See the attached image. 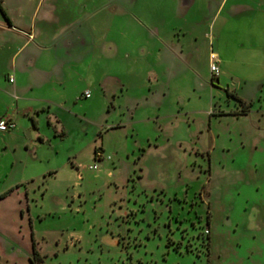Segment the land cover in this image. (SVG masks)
<instances>
[{"label": "rangeland", "instance_id": "1", "mask_svg": "<svg viewBox=\"0 0 264 264\" xmlns=\"http://www.w3.org/2000/svg\"><path fill=\"white\" fill-rule=\"evenodd\" d=\"M197 1L102 13L99 70L126 89L75 82L42 118L29 194L0 201V264H264V0ZM212 53L232 60L220 83ZM11 167L0 151V185Z\"/></svg>", "mask_w": 264, "mask_h": 264}, {"label": "crops", "instance_id": "2", "mask_svg": "<svg viewBox=\"0 0 264 264\" xmlns=\"http://www.w3.org/2000/svg\"><path fill=\"white\" fill-rule=\"evenodd\" d=\"M119 1L107 0L103 5L101 0H0V119L15 123L0 130V151L12 157V167L0 185V201L11 198L21 186L29 194L23 170L43 160L40 152L46 137L41 120L46 117L49 125L60 121L51 110L66 102L67 89L75 82L84 84L79 94L85 99L93 85L111 82L121 91L126 89L121 78L99 70L101 60L110 61L117 50L109 37L111 29L100 37L101 15L105 10L113 15L125 12ZM197 2L177 0L176 9L183 7L181 14L188 15ZM231 61L220 58V75L211 76L212 81L220 83L221 65Z\"/></svg>", "mask_w": 264, "mask_h": 264}, {"label": "built area", "instance_id": "3", "mask_svg": "<svg viewBox=\"0 0 264 264\" xmlns=\"http://www.w3.org/2000/svg\"><path fill=\"white\" fill-rule=\"evenodd\" d=\"M211 72H212L213 78H218L220 75V72H221L220 65H219V59L217 58V56L214 53H212ZM10 80L13 81L14 78L10 77ZM90 95H91V93H90V91H88L86 93V96L89 97ZM14 126H15V123L13 121H11L7 118L0 119V130L6 131V130L14 127ZM96 155H97V158H99V159L104 157V153H102L101 151L96 152Z\"/></svg>", "mask_w": 264, "mask_h": 264}, {"label": "trees", "instance_id": "4", "mask_svg": "<svg viewBox=\"0 0 264 264\" xmlns=\"http://www.w3.org/2000/svg\"><path fill=\"white\" fill-rule=\"evenodd\" d=\"M0 8L2 9L1 4H0ZM213 81H214V80H213ZM234 97L240 100V102H241V104H242V109H240V110H235V111H233L232 113H233V114H236V115L247 113L248 110H249V107H250L251 103H246V102H245L241 97H239L238 95H234ZM221 113H223V112H221ZM35 123H36V122H35ZM32 238H33V234H32ZM33 247H34V251H37V250H36V247H35V243H33Z\"/></svg>", "mask_w": 264, "mask_h": 264}]
</instances>
